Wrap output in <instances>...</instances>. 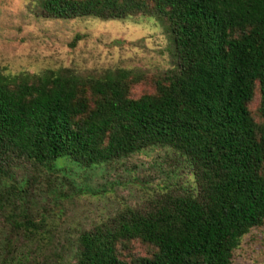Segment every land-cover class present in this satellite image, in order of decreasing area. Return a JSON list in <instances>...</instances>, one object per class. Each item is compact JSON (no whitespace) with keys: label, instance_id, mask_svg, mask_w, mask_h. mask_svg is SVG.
Masks as SVG:
<instances>
[{"label":"trees","instance_id":"16d2710c","mask_svg":"<svg viewBox=\"0 0 264 264\" xmlns=\"http://www.w3.org/2000/svg\"><path fill=\"white\" fill-rule=\"evenodd\" d=\"M153 1L45 6L60 18H165L176 69L154 93L132 97L140 78L130 70L99 78L0 72V213L30 243L57 228L26 212L36 191L56 202L90 190L87 179L134 154H171L151 206L126 204L79 231L69 264H233L242 239L264 225V0ZM256 93L259 119L250 109ZM134 239L152 252L127 261L119 246Z\"/></svg>","mask_w":264,"mask_h":264},{"label":"rangeland","instance_id":"374dc122","mask_svg":"<svg viewBox=\"0 0 264 264\" xmlns=\"http://www.w3.org/2000/svg\"><path fill=\"white\" fill-rule=\"evenodd\" d=\"M45 2L0 0L3 74L35 77L53 71L99 78L130 70L140 78L130 90V95L138 98L156 92V80L176 69L173 38L165 18L145 12L105 20L91 16L60 18L46 9ZM259 100L256 93L250 103L256 119ZM170 155L163 149L134 154L115 164L103 177L87 179L90 190L56 202L43 199L36 191L28 197L26 212L35 220L46 215L50 224H57L45 243L28 242L11 229L0 213V264H60L62 260L71 263L70 242L79 231L92 229L126 204L135 208L151 206L153 198L161 192L165 179L161 170L169 168ZM8 237L13 241L10 255L3 253L2 248ZM119 249L127 261L152 252L139 239L121 244ZM23 252H27L28 259L21 257L20 261L16 256ZM233 264H264V225L242 239Z\"/></svg>","mask_w":264,"mask_h":264}]
</instances>
